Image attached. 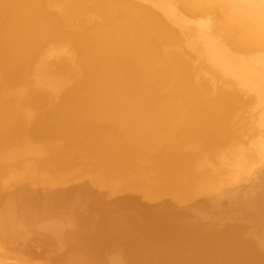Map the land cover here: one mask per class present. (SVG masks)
I'll return each mask as SVG.
<instances>
[{
    "label": "bare ground",
    "instance_id": "obj_1",
    "mask_svg": "<svg viewBox=\"0 0 264 264\" xmlns=\"http://www.w3.org/2000/svg\"><path fill=\"white\" fill-rule=\"evenodd\" d=\"M172 257L264 264V0H0V264Z\"/></svg>",
    "mask_w": 264,
    "mask_h": 264
},
{
    "label": "rangeland",
    "instance_id": "obj_2",
    "mask_svg": "<svg viewBox=\"0 0 264 264\" xmlns=\"http://www.w3.org/2000/svg\"><path fill=\"white\" fill-rule=\"evenodd\" d=\"M246 219H247V217L245 215L238 216V217L237 216H234V217H232L229 220V224L230 225H233L235 223L242 222V221H244ZM209 230L210 229H206V228L199 229V232H201V233H200V237H198V239L199 240H202V241L205 240L208 237V235H210V231ZM168 262L169 263H173V264H178L177 259H175L174 257H172Z\"/></svg>",
    "mask_w": 264,
    "mask_h": 264
}]
</instances>
